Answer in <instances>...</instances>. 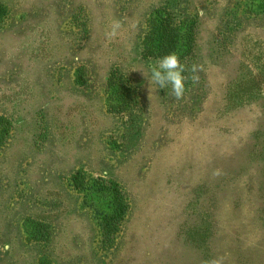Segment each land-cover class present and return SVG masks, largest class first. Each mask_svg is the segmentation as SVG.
<instances>
[{"label": "rangeland", "instance_id": "rangeland-1", "mask_svg": "<svg viewBox=\"0 0 264 264\" xmlns=\"http://www.w3.org/2000/svg\"><path fill=\"white\" fill-rule=\"evenodd\" d=\"M0 5V249L11 244L0 264H264V0ZM161 8L197 21L181 63L199 80L179 100L149 85L158 60L142 56ZM113 20L122 27L108 40ZM114 70L138 98L122 114L109 109ZM99 180L117 182L130 207L108 250ZM34 222L50 225L49 240Z\"/></svg>", "mask_w": 264, "mask_h": 264}, {"label": "trees", "instance_id": "trees-1", "mask_svg": "<svg viewBox=\"0 0 264 264\" xmlns=\"http://www.w3.org/2000/svg\"><path fill=\"white\" fill-rule=\"evenodd\" d=\"M6 15V9L0 5V19ZM148 31L142 41V56L145 60H159L161 57L176 53L180 61L194 57L197 35V21L187 18L179 23L171 10L161 8L156 10L148 20ZM84 84L83 75L79 80ZM108 90L109 109L114 114L130 111L138 104V98L128 80L118 71L114 70L109 78ZM0 121H5L0 117ZM9 124V123H8ZM8 131L0 132V146L5 141ZM77 190H83L85 177L77 173L73 177ZM96 189L109 200V211L103 215L99 224L100 248L111 249L116 242L117 235L128 215L129 203L126 193L115 182L99 180L95 183ZM34 238L39 241L49 240L50 225L43 222H34Z\"/></svg>", "mask_w": 264, "mask_h": 264}, {"label": "clouds", "instance_id": "clouds-1", "mask_svg": "<svg viewBox=\"0 0 264 264\" xmlns=\"http://www.w3.org/2000/svg\"><path fill=\"white\" fill-rule=\"evenodd\" d=\"M122 27L120 21L113 20L109 25L108 30L105 32V36L108 40L116 38L119 34V30ZM139 70V69H133ZM199 66L192 65L188 71L191 72L190 76H185V65L181 63L179 56L176 53H169L161 57L156 64L151 65L149 71L151 77L149 85H158L159 89L171 88V94L177 99L184 97L186 87L185 81L190 79L193 83L198 82ZM141 71V70H140ZM218 174V173H217ZM2 251L8 252L11 250V244L3 245ZM206 264H222V259H214L206 262Z\"/></svg>", "mask_w": 264, "mask_h": 264}]
</instances>
